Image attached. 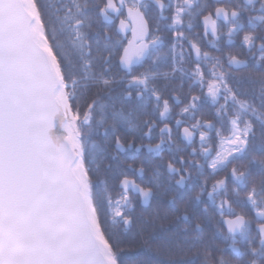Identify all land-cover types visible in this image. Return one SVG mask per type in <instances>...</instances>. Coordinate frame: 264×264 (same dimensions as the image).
Returning <instances> with one entry per match:
<instances>
[{
    "label": "flooded vegetation",
    "instance_id": "af4514ba",
    "mask_svg": "<svg viewBox=\"0 0 264 264\" xmlns=\"http://www.w3.org/2000/svg\"><path fill=\"white\" fill-rule=\"evenodd\" d=\"M95 1L103 87L86 150L125 168L117 187L149 191L145 208L166 200L210 244L204 264H264V182L235 168L245 142L215 131L231 90L264 92V0Z\"/></svg>",
    "mask_w": 264,
    "mask_h": 264
},
{
    "label": "water",
    "instance_id": "95a60500",
    "mask_svg": "<svg viewBox=\"0 0 264 264\" xmlns=\"http://www.w3.org/2000/svg\"><path fill=\"white\" fill-rule=\"evenodd\" d=\"M36 22L30 0H0V264H113Z\"/></svg>",
    "mask_w": 264,
    "mask_h": 264
},
{
    "label": "trees",
    "instance_id": "16d2710c",
    "mask_svg": "<svg viewBox=\"0 0 264 264\" xmlns=\"http://www.w3.org/2000/svg\"><path fill=\"white\" fill-rule=\"evenodd\" d=\"M42 31L60 70L65 93L77 119L82 159L90 187V199L97 221L116 264H204L201 252L210 254V244L183 234L179 215L166 200L152 198L147 208L138 197L117 187L125 168H105L100 154L86 150L87 139L98 133L95 103L99 91V55L90 52L98 36V2L95 0H32ZM258 86V85H257ZM231 90L228 106L218 114L215 131L231 135L236 125L246 139L235 168L250 171L246 181L264 182V92L245 94ZM254 85L249 86V91ZM92 91V92H90ZM249 92V93H250ZM89 116V122L85 117ZM121 118V115L119 116ZM93 136V135H92ZM90 149V148H89ZM88 161L96 166L89 168ZM121 161L120 164H123ZM108 165V163H107ZM110 167V165H109ZM260 170V172H259ZM245 179V178H244ZM128 223L127 226L125 224ZM214 263V261H212Z\"/></svg>",
    "mask_w": 264,
    "mask_h": 264
},
{
    "label": "rangeland",
    "instance_id": "374dc122",
    "mask_svg": "<svg viewBox=\"0 0 264 264\" xmlns=\"http://www.w3.org/2000/svg\"><path fill=\"white\" fill-rule=\"evenodd\" d=\"M66 113H67V127H68L67 129H68L69 134L73 138L72 135H74V133H76L75 132L76 129H75V125H74V119H72L71 113L69 111H67ZM234 141H235V139H233L231 142L233 143Z\"/></svg>",
    "mask_w": 264,
    "mask_h": 264
}]
</instances>
